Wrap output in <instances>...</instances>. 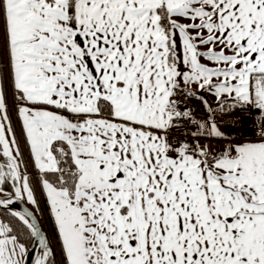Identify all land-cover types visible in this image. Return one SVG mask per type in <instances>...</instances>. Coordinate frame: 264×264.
<instances>
[{
	"label": "snow or ice",
	"instance_id": "6c2138e0",
	"mask_svg": "<svg viewBox=\"0 0 264 264\" xmlns=\"http://www.w3.org/2000/svg\"><path fill=\"white\" fill-rule=\"evenodd\" d=\"M0 264H264V0H0Z\"/></svg>",
	"mask_w": 264,
	"mask_h": 264
}]
</instances>
